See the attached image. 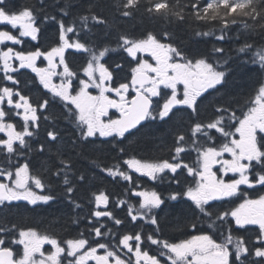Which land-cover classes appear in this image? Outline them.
Segmentation results:
<instances>
[{
	"label": "snow or ice",
	"instance_id": "snow-or-ice-1",
	"mask_svg": "<svg viewBox=\"0 0 264 264\" xmlns=\"http://www.w3.org/2000/svg\"><path fill=\"white\" fill-rule=\"evenodd\" d=\"M150 3L151 7L146 9L149 14L174 16L179 21L185 19L183 9L177 10V6L170 5L169 0H150ZM138 4L139 0H126L123 4L126 10L122 15H132L131 9L136 8ZM190 7L195 19L220 21L224 29H227L229 24H235L237 18L264 20V11L257 9L255 0H207L203 8L198 3H192ZM48 19L56 20V17L44 16V21ZM91 19L97 25L106 24L100 16L93 14ZM80 20L86 29L89 16H82ZM40 23L38 12L34 8L21 7L13 10L8 7V0H0V24L19 30V35L0 30V44H21L23 37L37 40L41 32ZM57 23L59 41L47 51H41L40 48L27 52L17 51L13 47L0 49V72L3 73V80L12 84L0 86V133L5 137L0 138V152L7 157V166L0 165V205L14 201H26L35 205L55 199L51 194H43L48 187L45 179L31 171L29 162H11L12 156L23 155L24 149L31 150L29 141L38 133L41 114L48 110L51 103L58 100L63 105L65 118L75 125L82 142L94 143L92 138H126V134L131 135L132 130L138 131L143 127L144 122L171 119L170 114H173L177 106L189 109L195 118L199 115V104L205 95L210 94V90L219 91L227 84L229 73L221 70L226 68L227 61L221 64L219 61L210 62L209 57L205 55L189 56L172 42L173 38L168 32H164L159 38L149 32L141 39L120 35L117 47L127 54L134 66L130 68V79L113 86L116 79L114 73L122 71L123 65L109 67L102 61L116 49L108 46L97 49L86 39H82L81 30L75 24L66 26L63 20ZM245 27L249 26L245 24ZM261 29L264 30V25H261ZM69 33L76 38H70ZM195 34L209 36L212 33ZM217 39L223 40V34ZM165 40L170 42H163ZM252 47L251 44H245L238 51L247 53ZM69 49L87 54V62L81 69L83 78L70 68L66 60L65 53ZM223 52V48L213 49L214 54ZM142 54H148L154 63L144 59ZM41 57L47 61L45 67L37 66V60ZM252 62H258L264 69V47L254 53ZM21 69H31L36 74L39 84L50 94V99H43L42 102L34 104L28 95L22 93L18 87L20 81L16 79V74ZM54 78H58L59 82ZM180 85L183 88L182 93L179 91ZM91 89L97 90V94L94 95ZM154 98H158L156 103ZM159 100L163 103L160 104ZM245 107L247 110L237 115V110L219 105L214 109L215 119L207 123L197 120L191 126L190 147L197 153L196 166L180 159V154L188 150L184 133L175 138L177 146L174 148L171 162L145 161L132 157L124 163L129 169L152 180L158 179L166 170L173 174L178 170H186L195 180V185L183 192H172L169 199L187 197L208 220L210 230L223 227L229 218L234 221L237 230L245 229L248 225H258L257 241L261 246L250 249L242 237L233 236L231 226L226 232L219 233V240L214 238V232H200L172 243L158 239L151 233L145 237L141 232H136L124 234L114 246L99 242L92 246L86 238L62 242L52 235L38 232L35 228L0 224V264H64L65 260L67 264H89L90 261L95 264H161L156 255H150L147 249L142 250L145 243L161 248L159 255L166 256V264H264V195L256 199L245 198L230 211L209 210L212 207L210 201L236 196L241 185L250 188L256 184L264 186V83L260 84L254 97L249 99ZM113 109L118 113L115 118L110 114ZM14 117H19L23 122L20 130L12 122ZM50 119L55 122L56 117L44 116L45 121ZM212 130H215L218 136L214 137ZM47 138L49 143H55L60 139V133L53 127L47 131ZM218 138L223 142L217 145L215 140ZM39 151H45L44 144L40 145ZM226 154L230 158H225ZM57 156L62 157L63 153L57 152ZM216 166H219L217 171L223 175L234 173L238 174V178L226 181L222 176L218 177L217 171H213ZM71 170V161L64 158L59 159V166L55 167L54 171L49 169L52 177H63V185L69 197L75 191V185L69 179ZM102 171L113 178L132 180L131 175L121 170L119 164L103 168ZM76 179L79 182L84 181L86 177L80 175ZM134 194L141 199L138 208L128 206L131 220H148L151 225H158L156 216L151 213L164 203L160 194L154 190L134 191ZM244 195L247 196L246 193ZM93 196L97 209L101 205L107 207V194L101 191ZM73 203L75 207H80L75 201ZM124 203L123 200L119 202L121 205ZM92 216L97 219L108 217L114 220L116 225L122 223L112 212L106 210L93 211ZM102 227L104 225L93 227L91 231L96 237H103L107 233L101 231ZM192 228L196 229L197 223H193ZM46 244L52 248L47 253L43 250ZM8 245L22 247V253H15L13 247ZM99 249L104 250L102 255L98 254ZM250 256L260 260L252 262L249 260Z\"/></svg>",
	"mask_w": 264,
	"mask_h": 264
},
{
	"label": "trees",
	"instance_id": "trees-1",
	"mask_svg": "<svg viewBox=\"0 0 264 264\" xmlns=\"http://www.w3.org/2000/svg\"><path fill=\"white\" fill-rule=\"evenodd\" d=\"M125 2L126 0H8V7L13 10L21 7L34 8L41 22V32L35 41L31 37H23L21 44L5 42L0 44V49L6 50L7 47H13L17 51L27 52L40 48L41 51H47L58 43L57 21L63 20L66 26L75 24L81 30L82 39H86L93 47L100 49L108 46L116 49L107 55V65L109 67H114L116 64L123 65V70L115 73L119 81L127 78L128 63L131 62L127 54L117 47L120 35L141 39L151 32L159 38L164 32H168L173 38L172 42L189 56L205 55L209 57L210 62L219 61L221 64L227 61L226 68H221L229 73L227 84L219 91H211L210 94L205 95L199 104V115L195 118L188 110H177L171 114V119L147 122L138 131L135 130L131 135H126V138L117 137L115 140L92 138L94 143L82 142L75 125L65 118L66 112L63 105L58 100L51 103L48 110L41 114V127L38 133L29 141L31 150L24 149L23 155L12 156L11 162L13 164L29 162L31 171L45 179L48 187L43 194H51L55 199L48 203L39 202L35 205L26 201L0 205V224L7 226L15 224L17 228H35L38 232L52 235L62 242L68 239L86 238L92 246H95L97 242L114 246L124 234H135L136 232H141L145 237L151 233L158 239L172 243L200 232H214V238L219 240L221 238L219 233L226 232L231 226L233 236L242 237L249 248L254 249L252 228L237 230L234 221L229 218L223 227L210 230L208 220L199 213L187 197L178 200L169 199L172 192H183L195 185V180L187 174L186 170L182 169L177 176L167 171L160 174L158 179L152 180L129 169L124 161L135 157L145 161L169 160L171 162L174 148L177 146L175 138L178 134L184 133L185 146L188 150L180 154V159L189 163L191 162L189 160L197 159L196 151L190 147V128L197 120L207 123L215 119L214 109L219 105L237 110V115L247 110L245 105L251 97H254L260 84L264 83V69L258 62H252L254 53L264 47V30L261 29L264 20H259V18L254 20L250 17H244L242 20L237 18L235 24H229L228 28L224 29L220 21L195 19L190 5L198 3L203 8L207 0H169L170 5L177 6V10L183 9L185 17L183 21L177 20L174 16L149 14L146 9L151 7L150 0H139L137 7L131 9L132 15L125 17L122 15V12L126 10L123 8ZM255 5L259 11H264L262 0H255ZM93 14L102 17L106 24L97 25L91 19ZM44 16H54L56 20L44 21ZM82 16H89L86 29L83 28L80 20ZM245 24L249 27L246 28ZM0 30L11 31L12 34L19 35V30L12 29L10 25L0 24ZM196 32H211L212 34L197 36ZM221 34L224 39L218 40L217 37ZM69 36L72 39L76 38L71 33ZM245 44L253 45L252 49L247 53L239 52L238 49ZM214 48H223V54H214ZM65 57L70 68L82 78L81 69L87 62V54L69 49ZM16 79L20 81L18 87L24 94L30 95L32 100L39 102L48 95L31 69H21L16 74ZM54 80L59 82L58 78ZM3 85L12 86L10 81L3 80V73L0 72V86ZM49 115L56 117L55 122L51 119L44 120V116ZM14 122L20 129L22 128L23 122L18 120ZM53 127L60 133V139L55 143H49L47 131ZM212 135L218 136L215 131H212ZM0 138L5 137L0 135ZM105 140L108 142L102 143ZM41 144L45 145L44 152L39 151ZM57 152L63 153V156L58 157ZM60 158L71 161L72 170L69 173V179L75 185V191L71 197L66 194L63 177H52L49 172V169L54 171L55 167L59 166ZM6 160L5 154L0 152V165L6 167ZM117 164L121 170L131 175V181H126L121 177L113 178L102 171L103 168ZM80 175H84L86 179L78 182L76 178ZM153 190L159 193L164 201L151 213L156 216L158 225H151L148 220L132 221L128 215V206L138 208L141 199L134 194V191ZM101 191L109 196V202L106 208L101 205L97 209L93 194ZM249 193L253 195L252 190H249ZM121 200L125 201L123 205L119 204ZM239 200L240 198L212 202L209 210L213 212L230 211L236 207ZM73 201L80 207H75ZM96 210L112 212L113 216L122 223L116 225L114 220L108 217L97 219L92 216V212ZM193 223H197L196 229L192 228ZM100 225H104L101 231L107 235L96 237L91 230ZM8 246L16 247L15 245ZM143 249H147L150 255L163 259L162 262L166 264V256L159 255L161 248L145 243L142 245ZM103 251L99 249L98 254L102 255ZM249 260L255 262L253 256H250ZM64 264H67V260ZM89 264H95V262L90 261Z\"/></svg>",
	"mask_w": 264,
	"mask_h": 264
},
{
	"label": "flooded vegetation",
	"instance_id": "flooded-vegetation-1",
	"mask_svg": "<svg viewBox=\"0 0 264 264\" xmlns=\"http://www.w3.org/2000/svg\"><path fill=\"white\" fill-rule=\"evenodd\" d=\"M152 63H154V62H152ZM16 64H18V62L16 63ZM47 65V61L43 58V57H41L40 59H38L37 60V66L38 67H45ZM34 73V72H33ZM129 69H128V76H127V79H123V80H119L118 81V79H115V82H114V84H113V86H116V84H118V83H122V82H126V80H128V79H130V75H129ZM115 75V77H116V74H114ZM182 90H183V88H182V85H180L179 86V91L182 93ZM22 91V90H21ZM210 92H211V90H210ZM23 93V92H22ZM45 93L47 94V90H45ZM24 94V93H23ZM169 94H170V90H169ZM24 95H26V94H24ZM30 98H31V100H32V97L30 96V95H28ZM44 99H50V95L48 94V95H46L45 97H44ZM43 101V99H41V100H39V102H42ZM158 101V98H154V103H156ZM32 102L35 104V103H39V102H37V100H32ZM159 103L160 104H162L163 103V101L162 100H159ZM5 107H6V110H7V106L5 105ZM177 110H188V111H190L189 109H186L185 107H183V106H177V108L176 109H174L173 110V113H174V111H177ZM112 112H115V115L113 116V118H115L117 115H118V113H116V111H113V110H111V112H110V114L112 113ZM191 112V111H190ZM171 115V114H170ZM15 120H18V121H20V122H22V120L19 118V117H14L13 118V123H15L16 125H17V123L16 122H14ZM158 121H160V120H158ZM161 122V121H160ZM147 122H145L144 124H146ZM19 127H18V125H17V129H18ZM20 129V128H19ZM212 131H215V130H212ZM212 134V133H211ZM0 135H3L4 136V134L3 133H0ZM223 142V140L220 138V139H216L215 140V144H220V143H222ZM225 158H230V156H228L227 154H226V157ZM189 161H191V162H189V163H187V164H189V165H192V166H196L195 165V161L196 160H189ZM193 162V163H192ZM218 167L219 166H216V167H214V169H213V171H217V169H218ZM256 171L258 172L259 171V168L257 167L256 168ZM254 175H255V173H253L252 174V177H254ZM217 176L218 177H221L222 176V178L224 179V180H226V181H230V180H232V179H236V178H238V174H234V173H232L231 175L228 173L227 175H223L221 172H219V171H217ZM252 177H250V178H252ZM241 187H243L242 189H241ZM244 188H249V189H253V195H252V199H256V198H258L260 195H264V186H261V185H259V184H256L254 187H248L247 185H241L240 186V189H239V192L238 193H242L243 192V189ZM249 193V192H248ZM247 193V194H248ZM227 199H229V198H226V199H224V200H217V201H226ZM243 199H245L244 197H242V199H240L238 202H239V204L240 203H242L243 202ZM213 201H210L209 203H212ZM245 228H252L253 229V243H254V245H255V247H258V246H261L259 243H258V241H257V235L259 234V226L258 225H248V226H245ZM14 250V249H13ZM14 252L16 253V251L14 250ZM254 257V260H255V262H257L258 260H260V258H257V257H255V256H253ZM161 260V259H160ZM163 260V259H162ZM161 260V261H162Z\"/></svg>",
	"mask_w": 264,
	"mask_h": 264
},
{
	"label": "rangeland",
	"instance_id": "rangeland-1",
	"mask_svg": "<svg viewBox=\"0 0 264 264\" xmlns=\"http://www.w3.org/2000/svg\"><path fill=\"white\" fill-rule=\"evenodd\" d=\"M128 69H129V68H128ZM91 91H92V93H93L94 95L97 94V93L93 92L92 89H91ZM225 157H226V155H225ZM166 171H167V170H166ZM180 171H181V170H178L177 173H176V174H173V175H174V176H177V175H178V172H180ZM48 246H49L50 248H49ZM18 247H19V246H18ZM19 248H20V253H22V247H19ZM43 250L47 253V252H50V251L52 250V248H51L50 245H47V244H46V245L44 246V249H43ZM161 264H164V263L161 262Z\"/></svg>",
	"mask_w": 264,
	"mask_h": 264
}]
</instances>
